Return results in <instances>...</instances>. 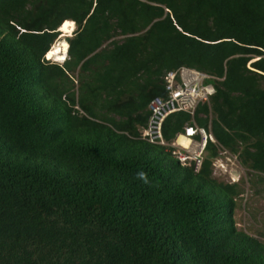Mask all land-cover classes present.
I'll list each match as a JSON object with an SVG mask.
<instances>
[{"label": "trees", "instance_id": "trees-1", "mask_svg": "<svg viewBox=\"0 0 264 264\" xmlns=\"http://www.w3.org/2000/svg\"><path fill=\"white\" fill-rule=\"evenodd\" d=\"M179 68L214 90L161 123L211 135L195 173L140 136ZM218 148L264 182V0H0V264H264Z\"/></svg>", "mask_w": 264, "mask_h": 264}, {"label": "built area", "instance_id": "built-area-1", "mask_svg": "<svg viewBox=\"0 0 264 264\" xmlns=\"http://www.w3.org/2000/svg\"><path fill=\"white\" fill-rule=\"evenodd\" d=\"M210 77L194 70L179 68L168 72L163 77L164 97L151 101L148 105L150 112L146 127L141 131V138L150 144L163 148L166 153L177 161L180 167L191 168L197 172L202 162V154L206 139L211 142L210 135L203 128L186 125L182 134H176L170 143L164 142L161 136V123L168 115L183 111L192 115L198 103L207 102L213 94L212 85L205 83ZM218 156L212 163V175L219 172L217 177H225V166L235 162V157L225 150L218 148ZM237 176H231L225 181L235 183Z\"/></svg>", "mask_w": 264, "mask_h": 264}, {"label": "rangeland", "instance_id": "rangeland-1", "mask_svg": "<svg viewBox=\"0 0 264 264\" xmlns=\"http://www.w3.org/2000/svg\"><path fill=\"white\" fill-rule=\"evenodd\" d=\"M72 31L73 24L69 22L65 23L60 28L61 33L59 32V35L51 48L56 44H63L65 36H70ZM61 60L62 59L58 61L50 60L49 62L60 64L62 62ZM225 170V177L223 178L228 180L231 176H237L240 179L239 183L243 189L242 196L236 200V209L233 215L235 226L237 229L260 241L264 225V182H256L257 178L252 177L250 173L240 168L235 162L228 163L225 166ZM213 173L215 178H218L217 175H219V172L214 171Z\"/></svg>", "mask_w": 264, "mask_h": 264}, {"label": "bare ground", "instance_id": "bare-ground-1", "mask_svg": "<svg viewBox=\"0 0 264 264\" xmlns=\"http://www.w3.org/2000/svg\"><path fill=\"white\" fill-rule=\"evenodd\" d=\"M69 22V21H68ZM67 23V22H66ZM69 23H71V22H69ZM71 24H73V23H71ZM64 25V24H63ZM62 25V26H63ZM66 28V27H65ZM62 30V29H61ZM66 31H67V29H66ZM61 33V32H60ZM61 36V35H60ZM64 41V40H63ZM59 43V42H58ZM62 43V42H61ZM66 47H67V45H66V43H65V41H64V43L63 44H56L55 46H53L51 49H52V51L50 50V52L47 54V55H45V58L47 59V60H56V61H58V60H60V59H62L61 61H63L64 60V57H65V52H66ZM62 53V54H61ZM64 53V54H63ZM61 54V55H60ZM59 56V57H58ZM54 58V59H53ZM56 58V59H55ZM63 64V63H62Z\"/></svg>", "mask_w": 264, "mask_h": 264}, {"label": "clouds", "instance_id": "clouds-1", "mask_svg": "<svg viewBox=\"0 0 264 264\" xmlns=\"http://www.w3.org/2000/svg\"><path fill=\"white\" fill-rule=\"evenodd\" d=\"M73 29H74V26H73ZM58 32H59V31H58ZM67 37H70V36H65V38H67ZM65 38H64V39H65ZM64 39H63V40H64ZM53 44H54V43H53ZM66 48H67V47H66ZM65 54H66V52H65ZM44 58H45V55H44L43 59H44ZM64 59H65V57H64ZM45 61H50V60H47V59L45 58ZM63 61H64V60H63ZM63 61H62V62H63ZM62 62H61V63H62ZM61 63H60V64H61ZM56 64H57V63H56ZM186 69H187V68H186ZM203 74H204V73H203ZM205 75H206V74H205ZM212 88H213V87H212ZM213 93H214V90H213ZM152 101H153V100H152ZM207 101H208V100H207ZM150 102H151V101H150ZM203 103H206V102H203ZM203 103H198V104H203ZM198 104H197V105H198ZM148 105H149V104H148ZM197 105H196V106H197ZM196 106H195V107H196ZM74 108H75L76 110H78L76 107H74ZM194 109H195V108H194ZM147 110H148V112H149L148 107H147ZM193 111H194V110H193ZM179 112H183V111H179ZM175 113H176V112H175ZM186 113H187V112H186ZM172 114H173V113H172ZM187 114H188V113H187ZM149 115H150V112H149ZM170 115H171V114H170ZM189 115H190V114H189ZM192 115H193V113H192ZM192 115H190V116H192ZM168 116H169V115H168ZM148 119H149V118H148ZM147 122H148V120H147ZM146 125H147V123H146ZM146 125H145V127H146ZM191 125H192V124H191ZM193 125H194V124H193ZM185 126H186V125H185ZM145 127H144V128H145ZM144 128H143V129H144ZM183 128H184V127H183ZM199 128H201V127H199ZM143 129H141V131H142ZM203 129H204V128H203ZM204 130L206 131L207 134H209L208 131H207L206 129H204ZM141 131H140V136H141ZM182 133H183V130H182V132H180V133H176V134H182ZM176 134H175V135H176ZM209 135H210V134H209ZM161 136H162V134H161ZM174 137H175V136H174ZM210 137H211V135H210ZM162 139H163V138H162ZM211 139H212V137H211ZM163 140H164V139H163ZM172 140H173V139H172ZM172 140H171V141H172ZM212 140H213V139H212ZM171 141L166 142V141L164 140V142H166V143H170ZM207 141L211 142L208 138L206 139V142H207ZM212 143H214V141H213ZM205 144H206V143H205ZM152 145H153V144H152ZM155 146H156V145H155ZM157 147H158V146H157ZM167 154L169 155V153H167ZM169 156H170V155H169ZM171 158H172V157H171ZM172 159H173V158H172ZM173 160H174V159H173ZM175 161H176V160H175ZM176 162H177V161H176ZM212 163H213V162H212ZM236 164H237V163H236ZM237 165H238V164H237ZM238 166H239V165H238ZM194 173H195V172H194ZM139 175H140V176H143L144 174H143V173H140ZM213 177L215 178V176H213ZM218 178H219V179H218ZM218 178H216V179H217V180H220V179H221L220 181L225 182V183H228V184L239 183V180H240V179H238V181L235 182V183H229V182L225 181L224 178H220V177H218ZM248 235H249V234H248ZM250 236H251V235H250ZM255 239H256V238H255ZM260 241L264 242V238H260Z\"/></svg>", "mask_w": 264, "mask_h": 264}]
</instances>
